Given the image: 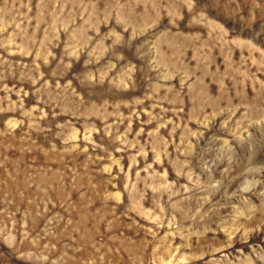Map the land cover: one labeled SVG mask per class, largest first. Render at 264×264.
Listing matches in <instances>:
<instances>
[{"label": "rangeland", "instance_id": "obj_1", "mask_svg": "<svg viewBox=\"0 0 264 264\" xmlns=\"http://www.w3.org/2000/svg\"><path fill=\"white\" fill-rule=\"evenodd\" d=\"M0 264H264V0H0Z\"/></svg>", "mask_w": 264, "mask_h": 264}]
</instances>
